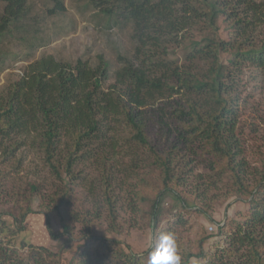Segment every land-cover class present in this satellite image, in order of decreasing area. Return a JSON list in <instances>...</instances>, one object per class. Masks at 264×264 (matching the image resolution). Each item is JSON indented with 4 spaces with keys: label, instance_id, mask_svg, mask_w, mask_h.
I'll use <instances>...</instances> for the list:
<instances>
[{
    "label": "trees",
    "instance_id": "obj_1",
    "mask_svg": "<svg viewBox=\"0 0 264 264\" xmlns=\"http://www.w3.org/2000/svg\"><path fill=\"white\" fill-rule=\"evenodd\" d=\"M0 2V58L3 42L12 37L25 45V56L30 57L42 46V15L29 16L27 0ZM51 2L48 15L64 10L63 0ZM87 4L98 12L105 28L130 29L131 50L116 54L114 70L101 54L94 63L41 55L0 86V164L18 169L32 149L56 180L49 189L40 177L6 190L4 183L11 175L0 168V193L13 192L14 203L19 204L36 199L57 244L55 251L33 244L20 251L0 236V264H60L66 248L72 255L67 264H148L159 235L174 232L171 225L157 228L159 204L167 193L188 215L201 213L217 225L211 235L199 231L193 244L177 240L183 264H264V167L246 168L234 134L244 69H264V40L251 41L264 25V0H87ZM178 51L180 62L172 56ZM130 149L144 151L141 163L147 161L158 171L152 181L139 180L142 188L137 193V199L150 202L153 241L146 255L118 247L116 239L87 235V211L78 214L71 209L72 185L80 178L75 168L98 163L104 168L102 189L110 225L116 226L118 211L110 191L124 179L116 176L108 160L113 153L129 154L126 163H119L131 169L125 174L132 177L139 164ZM194 159L206 162L218 178L226 175L224 191L242 205L238 218L227 217L220 225L211 211L182 194L180 186L187 179L183 172ZM88 191L93 195L92 186ZM128 205L136 207L135 201ZM28 212L29 207L20 215L22 221ZM2 214L17 219L12 211ZM70 214L85 224L80 237L67 223ZM56 218L61 221L59 231L50 227V219ZM177 218L174 227H182L184 219L180 214ZM211 238L213 246L205 247Z\"/></svg>",
    "mask_w": 264,
    "mask_h": 264
},
{
    "label": "rangeland",
    "instance_id": "obj_2",
    "mask_svg": "<svg viewBox=\"0 0 264 264\" xmlns=\"http://www.w3.org/2000/svg\"><path fill=\"white\" fill-rule=\"evenodd\" d=\"M29 16L42 15L43 21L40 23L39 36L42 46L32 51L31 56H25V45L16 37H12L10 42H3V55L0 58V86L9 80L17 78L26 64L40 57L41 55H52L56 59L72 62L76 58L96 61L99 54L109 62L110 70H114L118 63L116 61L117 53H127L131 50L129 39L130 29L128 26H115L105 28L103 20L95 13L87 0H63L64 10L56 14L48 15L47 9L52 6L51 0H27ZM2 11V2H0V13ZM45 15V17H43ZM31 24V20L29 21ZM259 30V31H258ZM256 35L252 37L254 43L259 44L264 40V25L259 27ZM179 62L182 59L181 51L174 52L172 55ZM29 57V58H28ZM112 81V79H110ZM239 97L236 108V125L234 134L241 148V156L247 162V169H263L264 167V69H254L247 66L244 69L243 79L239 86ZM159 147L161 145L157 144ZM125 149V146L122 148ZM137 158L139 167L135 169L134 176H126V171L119 161L126 163L130 157L129 154L119 152L109 155V163H112L116 176L121 177L120 184H113L111 188V199L117 209L114 225L111 226L107 204L104 201L103 181L104 168L95 164L82 163L77 165L75 171L79 173L80 178L73 183V196L71 200V209L78 214L87 211V235L90 233L95 236H102L107 239H116L120 243L118 247L124 248L132 253H147L153 241L152 228L149 221V201H140L137 199L138 190L142 187L139 180H153L158 176V171L153 170L148 162L141 163L145 158L144 151L135 152L130 149ZM142 151V150H141ZM123 154V155H122ZM123 156V158L121 157ZM41 155L32 149L27 151V155L18 169L12 170V166L5 162L0 164V168L7 169L11 177L4 183V189L9 190L12 187L18 188L23 185L26 179L44 178L47 183L46 189L56 180L48 173L47 167L40 160ZM141 158V159H140ZM194 159L184 170L187 179L180 186L182 194L191 202L196 203L211 211L216 219H219L220 225L228 218H238V211L242 210L241 203H237L234 196H230L224 191V182L226 175L218 178V175L209 169L206 162ZM108 163V164H109ZM147 164V165H146ZM143 165V166H142ZM47 170V171H46ZM180 171V169L178 170ZM132 174V173H130ZM38 176V177H37ZM130 176V175H129ZM13 178V179H12ZM14 182V183H12ZM87 187V192L85 191ZM93 188V195L88 188ZM21 188V187H20ZM147 188V187H143ZM22 189V188H21ZM150 189V188H149ZM21 191V190H19ZM132 191V193H131ZM193 191V193L191 192ZM0 193V212L7 210L15 213L16 219L9 214L0 215V226L3 240H7L8 245L18 248L20 251L33 244L35 246H47L55 251L56 241L50 238L45 215L40 211L37 200L14 203L11 191ZM136 193V194H135ZM197 193V194H196ZM133 194V195H132ZM195 199V201L193 200ZM135 201L136 207L128 205V201ZM176 198L171 193H167L161 199L159 204L160 217L157 225L158 230H164L167 225L174 228V234L177 240L193 244L196 234L204 232L206 234L215 233L217 225L205 218L201 213L191 212L188 215L180 207L176 206ZM31 212L26 213L23 221L20 215L27 208ZM180 214L185 223L182 227L178 225L177 215ZM181 219V218H180ZM67 223L76 237L84 233V225L75 221L73 214L67 217ZM59 219H50V227L53 231L61 229ZM189 226L191 231L184 227ZM196 232V233H195ZM218 238H220L218 236ZM213 238L204 243L205 247L213 246L210 244ZM145 253V255H146ZM71 251L66 248L61 255L60 264H67L71 258ZM148 260V256H147Z\"/></svg>",
    "mask_w": 264,
    "mask_h": 264
},
{
    "label": "clouds",
    "instance_id": "obj_3",
    "mask_svg": "<svg viewBox=\"0 0 264 264\" xmlns=\"http://www.w3.org/2000/svg\"><path fill=\"white\" fill-rule=\"evenodd\" d=\"M148 264H183L175 234L164 232L159 235L149 252Z\"/></svg>",
    "mask_w": 264,
    "mask_h": 264
}]
</instances>
